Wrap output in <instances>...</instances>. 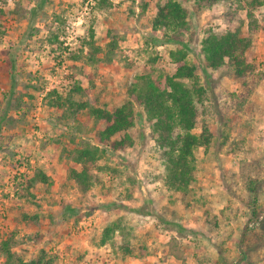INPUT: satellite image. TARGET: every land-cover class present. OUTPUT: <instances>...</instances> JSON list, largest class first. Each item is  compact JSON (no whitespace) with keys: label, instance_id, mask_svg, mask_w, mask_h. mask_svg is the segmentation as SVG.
Returning a JSON list of instances; mask_svg holds the SVG:
<instances>
[{"label":"rangeland","instance_id":"374dc122","mask_svg":"<svg viewBox=\"0 0 264 264\" xmlns=\"http://www.w3.org/2000/svg\"><path fill=\"white\" fill-rule=\"evenodd\" d=\"M166 1L0 0V264L7 248L24 260L44 251L48 264H264V232L249 223L239 198L246 172L259 181L264 218V2L252 10L249 33L247 11L231 1L199 9L177 0L189 11L187 29L169 34L187 44L186 61L203 89L192 132L205 126L212 133L194 149L193 181L180 193L166 186L159 146L129 91L147 75L163 86L175 71L177 44L152 40L163 35L151 24ZM238 18L251 38L245 57L252 68L241 78L226 65L205 68L201 54L208 34L234 28ZM68 99L107 110L130 101L133 125L112 137L125 144L101 142L104 124L87 109L73 111ZM86 144L103 152L82 191L69 171L80 168L72 154ZM39 171L51 182L36 178ZM113 222L120 229L102 243ZM245 227L262 240L242 243Z\"/></svg>","mask_w":264,"mask_h":264},{"label":"trees","instance_id":"16d2710c","mask_svg":"<svg viewBox=\"0 0 264 264\" xmlns=\"http://www.w3.org/2000/svg\"><path fill=\"white\" fill-rule=\"evenodd\" d=\"M192 1L197 8L210 7L216 3L231 1L235 5V10L245 9L246 16L250 19L249 33L254 31L252 10L263 4V0H188ZM31 13L36 14V9ZM189 11L177 0H167L163 4L157 5L155 17L152 20V29L163 31L162 37H153L154 43L173 42L177 48L170 52V56L175 63V71L172 75L165 77L163 86L157 85L150 76H142L141 83L137 81L129 89L135 101L141 106L143 115L150 123L152 134L160 149V155L165 167V184L168 188L180 193H188L190 183L193 181L195 170L194 149L207 146L212 137V133L207 127L202 126L200 133H193L192 130L199 122L195 99L200 98L203 93L202 87L195 77V68L187 63L186 56L188 47L181 38L171 35L169 32L178 33L187 29V17ZM242 19L238 18L234 28L225 29L221 33H210L201 41V54L204 66L207 69L217 70L226 65L233 75L241 78L250 71L252 65L245 57V51L251 44L250 36L241 34ZM183 31V32H184ZM92 36V32H90ZM91 44V43H89ZM108 53L112 52L113 45L110 43ZM94 52L88 56L89 61L96 59ZM110 59V58H109ZM184 80H188L189 83ZM139 82V83H138ZM14 83L11 85L13 90ZM81 90L80 87L77 88ZM58 103V101H57ZM65 102L60 103V105ZM66 104L73 111L87 109L97 125L104 124L103 129L98 130V137L101 142L109 148L118 149L125 144V139L116 140L112 138L116 133L126 130L133 125L134 111L132 103L128 101L121 106L111 110L103 109L89 104L87 101L76 102L68 99ZM103 149L86 144L75 148L72 154V161L79 165V169L71 168L69 177L82 190L86 191L93 184V166L102 155ZM246 172L240 174L245 188V196L239 197L241 202L249 208L251 216L250 222H256L258 230L264 232V218L259 219L258 192L259 181L250 177ZM43 183L51 182V178L39 171L35 174ZM240 196V195H238ZM117 205L108 204V208ZM118 206H122L121 204ZM123 207V206H122ZM75 209L70 208V214ZM207 213V211H205ZM209 215V214H208ZM211 219L216 223L217 217L212 215ZM248 223V224H249ZM119 223L113 222L103 230L101 242L104 243L110 238V234L119 230ZM180 231L179 227L175 229ZM242 243L245 238L256 241L262 240L258 233L251 231L247 227L241 235ZM252 237V239H251ZM252 247L247 245V249L242 250V257L248 256ZM36 258L24 260L17 257L13 252L6 249L5 264H48L43 261L45 252L41 251Z\"/></svg>","mask_w":264,"mask_h":264}]
</instances>
